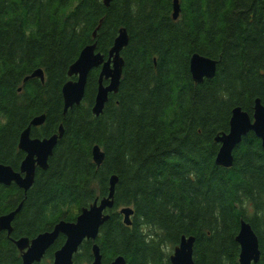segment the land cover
I'll list each match as a JSON object with an SVG mask.
<instances>
[{
    "label": "trees",
    "instance_id": "1",
    "mask_svg": "<svg viewBox=\"0 0 264 264\" xmlns=\"http://www.w3.org/2000/svg\"><path fill=\"white\" fill-rule=\"evenodd\" d=\"M178 2L174 20L173 0H112L108 7L102 0H0V164L19 171V136L33 118L45 115L31 138L63 127L48 168L36 169L26 193L0 185V216L22 204L11 234L0 232V264H21L14 241L74 222L81 208L107 197L112 175L118 181L109 219L73 264H91L94 244L102 264L119 256L126 264H170L183 236L194 238V264H238L241 220L256 235L257 264H264L260 140L249 132L230 168L215 164V138L229 132L232 110L252 118L255 100L264 106V0ZM120 29L129 42L117 93L95 117V69L82 102L63 115L62 87L76 80L68 68L89 44L106 60ZM194 54L216 62L214 77L193 82ZM37 69L43 82H23ZM94 146L104 153L99 167ZM123 207L133 209L130 226ZM64 241L60 235L36 264H52Z\"/></svg>",
    "mask_w": 264,
    "mask_h": 264
},
{
    "label": "water",
    "instance_id": "2",
    "mask_svg": "<svg viewBox=\"0 0 264 264\" xmlns=\"http://www.w3.org/2000/svg\"><path fill=\"white\" fill-rule=\"evenodd\" d=\"M99 1V0H96ZM112 0H102L108 7ZM172 18L178 19L180 5L178 0H173ZM101 22V21H100ZM100 26V24H99ZM99 26L93 32V38ZM129 38L125 29H120L113 46L109 51L108 58L96 52V45L89 44L79 53L76 61L68 68V77H76V80L66 82L61 90L63 98V115L72 108L78 106L84 97L85 87L89 74L99 69L97 92L92 107L95 117L99 116L108 100L109 94H116L122 75L123 60L121 52L128 45ZM193 82L201 83L204 79H211L216 72V62L198 54L192 55L189 64ZM37 78L44 81L43 71L35 70L23 82ZM103 81L107 83L104 85ZM45 121V115L33 118L29 125L21 132L18 141V149L25 156L19 171H14L10 166L0 164V185L10 186L14 184L26 193L34 182L36 169L46 170L48 159L51 157L57 142L63 135V127L59 125L57 133L43 139L31 138V128L41 126ZM249 132L260 140L264 150V106L259 99L254 102L252 118L241 108L236 107L231 112L229 132L222 133L215 138L219 144V150L215 158V164L223 168H230L233 163L232 153L241 143L242 138ZM92 159L96 166H100L104 159V153L98 146L92 148ZM117 176L112 175L109 179L108 196L95 200L88 207L81 208L74 222L58 221L50 231L38 234L33 239L20 238L14 241L16 248L21 252V264H36L41 262L46 252L53 246L60 235L65 237L63 245L54 252L52 264H73V257L78 252L84 241L94 242L99 234V229L109 219L108 210L114 206V192L117 184ZM22 204L7 214L0 216V232L8 235L12 232V222L19 213ZM126 226H130L133 209L123 207L119 210ZM239 245L238 264H257L260 258L258 240L250 225L240 221V229L235 238ZM193 237H182L179 245L169 257L170 264H194L192 259ZM93 261L91 264H102V256L99 247L92 246ZM111 264H126L123 257H116Z\"/></svg>",
    "mask_w": 264,
    "mask_h": 264
},
{
    "label": "bare ground",
    "instance_id": "3",
    "mask_svg": "<svg viewBox=\"0 0 264 264\" xmlns=\"http://www.w3.org/2000/svg\"><path fill=\"white\" fill-rule=\"evenodd\" d=\"M76 61V60H75ZM74 63V62H73Z\"/></svg>",
    "mask_w": 264,
    "mask_h": 264
}]
</instances>
